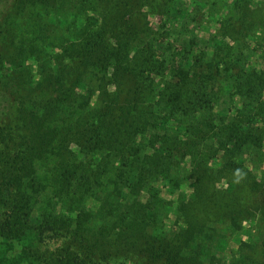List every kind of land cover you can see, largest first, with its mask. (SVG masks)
<instances>
[{
  "label": "trees",
  "instance_id": "obj_1",
  "mask_svg": "<svg viewBox=\"0 0 264 264\" xmlns=\"http://www.w3.org/2000/svg\"><path fill=\"white\" fill-rule=\"evenodd\" d=\"M203 1L215 9L217 0ZM256 1L233 0L202 42L187 0H0V264H109L113 244L128 252L135 238L153 243L139 264H216L207 261L214 237L197 245L150 235L171 218L160 215L164 194L178 196L189 174L200 184L209 166L221 179L229 166L252 171L231 193L200 199L195 221L235 225L247 213L264 228V23L243 9ZM104 2L115 8L108 17ZM146 6L170 19L173 44L142 29ZM47 228L72 249L52 261L38 253ZM253 230L258 257L231 264H264Z\"/></svg>",
  "mask_w": 264,
  "mask_h": 264
},
{
  "label": "rangeland",
  "instance_id": "obj_2",
  "mask_svg": "<svg viewBox=\"0 0 264 264\" xmlns=\"http://www.w3.org/2000/svg\"><path fill=\"white\" fill-rule=\"evenodd\" d=\"M190 1H193L194 3ZM187 3L189 9L190 7L191 9H194L195 7L199 8V10H188L187 8L186 13L188 14L186 15L191 13V17L197 19V21L192 22L191 26L196 27V31L194 33L196 40H202V42H204V40H208L211 35L213 36L215 34V29L219 27V23H221V21L227 16L226 14L220 15V10L223 12L224 10L227 11L229 9V14H232L233 12V0H217V2H215V9H212L211 7L209 9L201 8L205 3L203 0H187ZM260 3L261 1L257 0L255 4L252 3V5H250V8L248 3H246L244 4L243 9H250L252 11V15H254L255 21H262V23H264V16L256 10V5L259 6ZM101 7L105 13V17H108L111 13H113V10H115V8H112L113 4L111 3L104 2ZM142 12L144 13L145 19L141 22L142 29L148 28L151 33H155L156 37L160 39V44L168 42L173 44L175 36L171 34L172 28L170 27L172 23L170 19L158 12H154L147 6L142 9ZM194 12L197 14H193ZM258 37L260 38L261 36L259 35ZM253 47L255 48V46ZM157 57H160L159 54ZM68 71L71 73L70 64H68ZM94 82L96 83H94L93 88L99 89L101 94L113 93L114 86L104 85L103 87H100V82ZM43 99L44 98L42 96H37V100L41 101ZM13 122L18 126L17 132L20 138L26 136L22 117L17 111L13 117ZM72 149L74 151H79V148L74 144ZM151 160L153 159H148V161ZM185 164L184 166L182 165L183 169L188 165ZM210 165L214 166L215 164L214 162H211ZM187 169L189 173H191L190 167H187ZM212 169L214 168H210V166L204 169L207 170V172H203L205 176L202 177V182L197 185L195 181L200 177H198L197 174H195V176L189 174V178L191 179L184 180L178 196H172L171 192L170 194H164L163 199H165V202L167 203L166 211H163L160 215H163L168 211L171 218L168 222H166L165 227L162 223L164 221L163 217L162 222L158 223L156 229L152 226L155 231H152L151 229L150 235L155 238H160L161 240L163 239L166 242L181 244L182 241H185L184 243H195L197 245L207 236L214 237L217 240V249H215V254H208L207 261H216V264H231L232 261H235L239 257L247 258V256H250L252 258H257L259 252L261 251L262 242L261 240L257 241L253 239L247 231H252V229H254L253 231L256 234L258 232L260 233V236L263 235L264 237V228L262 227V223L259 225V228H257V224L247 213L236 214L235 225L232 224L229 216L224 218L223 221H218V217H211V219L202 217V220L199 217H196L198 222L195 221L191 210H194L198 206L196 204H201V202H199L200 199H206L207 195L210 193H231V190H233L235 186H239V182L245 183V181L250 178V173L252 171V168H250L248 175L246 173L247 171H244L241 168H233L229 166L220 170L219 175L225 178L221 179L219 177H215L216 169ZM194 178L195 181L193 182ZM257 178L258 180H261L259 176H257ZM251 197L252 194L250 193L245 195L243 208L247 209L251 207ZM243 212H245V210ZM2 214L3 211L0 212V215ZM256 218L257 220H261L262 216L257 213ZM139 244H141V248L139 247ZM150 244L146 246L141 240L135 238L133 245L128 252H125L127 247L126 244L119 248L113 244L109 250L110 253H112V257L109 256L108 258V261H111L109 264H139L138 261H140L139 259H142L143 253H141L139 257H137V255L142 252L145 247L150 246ZM134 247H136L134 250L139 248L140 250L132 254L131 250ZM66 249L72 250L70 248L69 237L63 231L57 228H47L44 230L43 239L38 249V253L41 254L43 258L48 261H52L56 257L60 256V254H65ZM128 254L130 255L127 256Z\"/></svg>",
  "mask_w": 264,
  "mask_h": 264
}]
</instances>
